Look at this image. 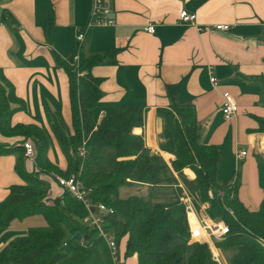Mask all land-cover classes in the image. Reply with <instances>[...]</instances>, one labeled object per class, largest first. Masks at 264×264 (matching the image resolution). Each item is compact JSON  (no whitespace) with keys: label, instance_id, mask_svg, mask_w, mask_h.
Listing matches in <instances>:
<instances>
[{"label":"crops","instance_id":"1","mask_svg":"<svg viewBox=\"0 0 264 264\" xmlns=\"http://www.w3.org/2000/svg\"><path fill=\"white\" fill-rule=\"evenodd\" d=\"M92 4L93 0H0V80L8 93L10 124L36 125L46 132L48 167L38 165L36 157L25 156L24 164L46 181L51 203L60 202L65 192L55 175L76 173L53 131L58 121L68 135L75 133L70 76L56 56L66 61L77 54V32L85 27ZM183 9L196 13L194 22L180 19ZM46 14L51 28L46 26ZM111 16L114 24L89 29L80 43L86 54H108L91 69L100 78L102 92L95 119L99 123L119 105L142 106L144 125L132 133L143 136L147 150L167 167L162 173L165 183L130 179L121 193L146 197L148 188L170 186L181 198L188 191L183 177L194 180L196 174L190 168L176 172L175 155L161 148L165 119L159 109L192 103L201 142L222 151L220 183L239 180V199L248 209L258 210L264 200L256 157L264 152V133L258 131L257 121L264 117V0H112ZM150 23L155 25L153 32L146 29ZM219 23L230 28L219 29ZM211 70L219 79L217 87ZM226 91L239 104L238 114L230 120L222 111ZM0 141L21 145L24 137L0 133ZM28 141L39 146L32 137ZM241 151L248 153L237 158ZM18 157L0 155V202L25 184L16 169ZM123 159L127 157L117 158ZM203 210L199 214L207 218ZM46 224L42 215L12 221L0 229V252L31 227ZM123 241L125 254L126 238ZM130 257L138 264L136 254Z\"/></svg>","mask_w":264,"mask_h":264},{"label":"trees","instance_id":"2","mask_svg":"<svg viewBox=\"0 0 264 264\" xmlns=\"http://www.w3.org/2000/svg\"><path fill=\"white\" fill-rule=\"evenodd\" d=\"M46 14V26L52 22ZM80 59L77 68L72 66L75 54L66 61L56 56L70 76L73 125L75 133L68 135L64 125L55 122L53 131L64 152L76 168V173L92 188L94 202H102L115 209L107 217L106 229L113 232L119 246L126 238L124 257L134 254L138 264H219L209 247L200 242L191 244L192 251L185 254V243L190 238V228L185 206L177 201L172 205L152 204L138 194L121 195V188L130 179L157 185L162 183L167 168L159 156L152 155L145 146L143 136L132 133L135 127L144 125V108L139 105H119L106 113L98 123L94 108L102 92L100 78L92 74V67L105 61L108 54H86L77 41ZM165 119V129L160 146L175 155L172 167L182 173L192 169L194 180L184 178L198 193L201 203H208L210 218L224 220L229 232L216 246L231 252L230 264H264V200L258 210L248 209L238 197L239 180L222 184L218 179L222 151L216 145L200 140L196 107L192 103L173 104L159 109ZM11 108L5 85L0 80V133L4 136H23L21 145H8L0 141V155L17 153V172L25 184L19 186L0 202V229L12 221L29 216L42 215L47 224L31 227L26 235L13 239L1 252L0 264H112L109 248L99 230L83 222L87 209L70 192H64L60 202L47 200L48 187L38 172L25 168L24 142L30 137L39 144L36 160L42 168L49 148L46 132L36 125L10 124ZM258 131L264 133V117H257ZM85 141V158L79 157L78 148ZM112 147L118 157L116 169L102 173L94 167L99 163L104 148ZM259 165V182L264 189V155L256 154ZM214 193L209 196V191ZM223 191V195L219 191ZM191 191V192H192ZM232 210V213H231ZM80 232L82 238L75 234ZM177 235L180 240L169 247ZM121 247V246H120ZM121 250V248H120ZM124 264V263H122Z\"/></svg>","mask_w":264,"mask_h":264},{"label":"built area","instance_id":"3","mask_svg":"<svg viewBox=\"0 0 264 264\" xmlns=\"http://www.w3.org/2000/svg\"><path fill=\"white\" fill-rule=\"evenodd\" d=\"M112 0H93L92 10L85 27H80L77 32V40L81 43L85 38L87 31L95 26H106L114 24L115 21L111 16ZM180 19L184 22H194L196 19V13L189 12L187 9H183L180 12ZM219 29H229L230 24L219 23L216 24ZM146 29L150 32L155 31L154 24H148ZM210 79L214 87L219 84L218 77L214 74L213 70L210 71ZM222 111L225 118L230 120L234 118L239 112V104L232 94L228 91L224 92V103ZM25 156L27 158L36 157V147L30 142H24ZM87 153L85 147V141L78 148L79 157L85 158ZM247 151H241L237 154V158L247 155ZM55 179L58 184L66 191L70 192L78 201H80L87 209V215L84 217L83 222L90 227L97 228L104 238L110 251L112 264H122L124 259L121 255V250L118 242L116 241L113 232L106 229L107 217L115 215L114 208L107 206L102 202H94L91 197L92 188L84 184L80 179L78 173H71L67 176L56 174ZM223 191H219L220 195H223ZM209 196L213 197L212 190L209 191ZM180 202L185 206L187 220L190 228V238L197 240V242L206 244L211 250L213 259L219 264H223L222 255L215 244V241L222 240L229 232V227L224 220H215L208 216L199 214L194 199L188 191H184V194L180 198ZM206 209V208H205ZM207 213V212H206ZM232 213V210H231ZM194 215L197 219V223L191 222L190 216ZM264 245V240L261 239Z\"/></svg>","mask_w":264,"mask_h":264},{"label":"rangeland","instance_id":"4","mask_svg":"<svg viewBox=\"0 0 264 264\" xmlns=\"http://www.w3.org/2000/svg\"><path fill=\"white\" fill-rule=\"evenodd\" d=\"M79 59H80V53L77 52V54L74 57V63H73L72 66H75L77 68V63H78ZM262 154L264 155L263 151H262ZM101 156L102 157H101L99 163L94 168L97 171H101L102 173H110V172L115 171L116 162H117V156L115 154L114 148H112V147L104 148ZM184 178H186V176H184ZM183 181H184V179H183ZM162 183H165V182H162ZM159 184H161V183H159ZM184 184L187 187L188 192L191 194V197L194 199V203H195L197 209L203 210V209H201L203 204L206 205L205 208L207 209L209 204L207 202L206 203L198 202L199 201V198H198L199 195H198V193L196 191L195 192L192 191V185L191 184H186L185 182H184ZM122 193H121V195L126 194L125 192H122ZM178 193L179 192L176 189L171 188L170 186L151 187V188H148L146 190V192H144V194L146 195V198L152 204H163V205H166V206L172 205L173 203H175L177 201H180V197H179ZM206 209H205V211L203 210V214H206V212H207ZM179 240H180V238L177 235H175L174 239L170 243L169 247H172ZM189 241L191 243H196L197 242V240L192 239V238H189ZM124 243H125V241H123L122 244H121V255H122L123 259H125V257H124ZM192 249H193V246L186 242L185 243V254L187 256L192 251ZM218 249H220V248H218ZM218 251L223 256L222 257L223 264H230L229 256L231 255V252L224 251L222 249L218 250ZM136 262H137L136 258L127 257L126 264H136Z\"/></svg>","mask_w":264,"mask_h":264},{"label":"bare ground","instance_id":"5","mask_svg":"<svg viewBox=\"0 0 264 264\" xmlns=\"http://www.w3.org/2000/svg\"><path fill=\"white\" fill-rule=\"evenodd\" d=\"M263 149H264V142H263ZM190 219H191L193 224L197 223V219H196V217L194 215H191Z\"/></svg>","mask_w":264,"mask_h":264},{"label":"water","instance_id":"6","mask_svg":"<svg viewBox=\"0 0 264 264\" xmlns=\"http://www.w3.org/2000/svg\"><path fill=\"white\" fill-rule=\"evenodd\" d=\"M75 237L78 238V239H81L83 236H82V234L80 232H77L75 234Z\"/></svg>","mask_w":264,"mask_h":264}]
</instances>
